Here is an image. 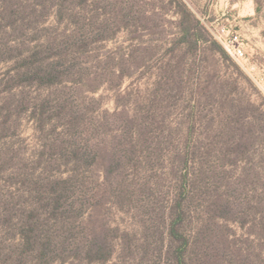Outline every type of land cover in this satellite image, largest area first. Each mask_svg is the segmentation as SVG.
<instances>
[{
    "label": "rangeland",
    "instance_id": "1",
    "mask_svg": "<svg viewBox=\"0 0 264 264\" xmlns=\"http://www.w3.org/2000/svg\"><path fill=\"white\" fill-rule=\"evenodd\" d=\"M182 1L217 44L177 0H0V264H172L185 173L188 264H264V0Z\"/></svg>",
    "mask_w": 264,
    "mask_h": 264
},
{
    "label": "trees",
    "instance_id": "2",
    "mask_svg": "<svg viewBox=\"0 0 264 264\" xmlns=\"http://www.w3.org/2000/svg\"><path fill=\"white\" fill-rule=\"evenodd\" d=\"M183 12L184 21L180 23L181 37L180 42L189 48H206L209 42L217 44L215 39L192 9L182 0H177ZM52 80H55L53 77ZM189 175H182V190L177 200V215L172 220L169 228V234L173 243L172 264H188L189 253L191 249V241L180 229L184 219V201L187 198ZM247 264V263H243Z\"/></svg>",
    "mask_w": 264,
    "mask_h": 264
},
{
    "label": "built area",
    "instance_id": "3",
    "mask_svg": "<svg viewBox=\"0 0 264 264\" xmlns=\"http://www.w3.org/2000/svg\"><path fill=\"white\" fill-rule=\"evenodd\" d=\"M211 29L214 37L224 46L226 51L234 58L243 60L246 57L245 43L240 35L231 26L222 22L212 23Z\"/></svg>",
    "mask_w": 264,
    "mask_h": 264
}]
</instances>
